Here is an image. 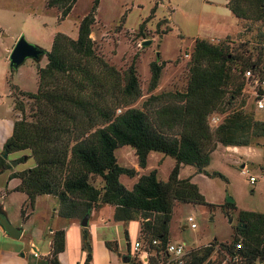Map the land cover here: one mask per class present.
<instances>
[{"label": "trees", "instance_id": "trees-1", "mask_svg": "<svg viewBox=\"0 0 264 264\" xmlns=\"http://www.w3.org/2000/svg\"><path fill=\"white\" fill-rule=\"evenodd\" d=\"M77 2L46 0L45 7L58 10L64 20ZM99 2L94 0L79 22L76 39L61 33L53 37L50 51L45 52L47 64L36 67L37 91L14 92V110L21 117L14 121L12 135L4 144L0 174L11 169L6 162L9 155L29 151L27 159H32L34 166L9 177L20 180L14 192L27 197L20 212L22 219L41 196L57 199L60 218L80 223L101 206H109L113 221L140 222V254L122 264H173L166 247L171 243L169 225L175 205L213 208L190 178L179 177L181 167L203 171L218 146L249 148L264 139V122L235 108L239 100L240 106L244 105L241 98L249 85L264 81V0L226 3L242 24H259L255 54L244 48L231 49L226 42L214 45L196 39L189 54L185 88L153 93L165 66L153 62L149 66V96L141 108L133 107L143 96L135 63L120 73L97 54L91 34ZM139 29L141 32L143 25ZM14 70L10 68V74ZM247 71L251 72L249 79L245 78ZM255 91L261 95V90ZM25 99L32 101L28 115ZM212 116L223 117L215 129L209 123ZM123 147L133 150L141 170L147 168L150 154L171 158L174 167L167 181L158 179L157 170L140 175L133 167L119 165L116 151ZM121 177L137 178V182L128 190L120 183ZM210 177L226 181L217 173ZM222 208L225 213L237 211L238 225L231 241L187 250L183 264H234L233 258L251 262L264 252V212L238 211L232 200ZM86 235L84 228V239ZM105 245L116 253V241ZM64 250L65 233L55 231L47 263L61 264L59 256ZM142 254L146 263L140 259ZM89 261L90 256L85 264Z\"/></svg>", "mask_w": 264, "mask_h": 264}, {"label": "rangeland", "instance_id": "rangeland-1", "mask_svg": "<svg viewBox=\"0 0 264 264\" xmlns=\"http://www.w3.org/2000/svg\"><path fill=\"white\" fill-rule=\"evenodd\" d=\"M93 1L78 0L70 14L64 20H60L58 10L46 9V0H0V65L5 59V48H12L7 55L9 60L13 48L21 38L30 44H38L44 51H50L53 37L58 33L76 39L78 24L89 13ZM209 1L216 4L209 5ZM223 1L100 0L91 38L95 43L97 54L120 73H124L132 62L135 63L143 96L133 107L141 108L142 103L149 96V66L153 62L165 63L159 87L153 93L185 88L189 59L184 56L191 53L198 36L207 37L208 39L205 40L214 45L226 42L231 49L244 48L252 54L256 53L259 48V37L256 35L259 24L240 22V32L235 36L222 39L215 37L219 34L216 25L225 19L221 6ZM141 25L143 29L140 32ZM169 30L171 31L167 33ZM261 32L264 47V26ZM163 33L167 34L162 35ZM145 42L150 43L145 45ZM31 61L27 59L21 66V71H25L26 67L31 65ZM6 65L9 67L8 61ZM255 90L261 89L257 87ZM261 95H264L263 91ZM18 98L24 99L22 96ZM241 99L244 100V105L240 106L239 100L235 108L251 113L255 120L264 122V109H257V98L252 85L247 87ZM25 104L28 115L32 101L25 99ZM213 117L215 116L209 120L211 129H215L223 118L216 116L219 118L216 124L212 122ZM217 149L205 171L207 176L220 174L226 181L220 177L196 179L201 194L208 204L213 205V208L179 203L173 208L169 241L172 244L185 245L186 250L204 247L214 241L217 243L231 241L233 229L238 225V221L237 211L225 213L222 208L228 200L235 202L238 211L264 212V139H258L255 147L243 148L239 152L233 150L225 152L224 147L221 146ZM29 153V151L17 152L8 159L10 161L25 159ZM161 157L159 154H152L144 173L149 174L152 170H157L158 179L166 182L174 161L166 157L159 165L158 161ZM116 158L121 166H137L135 154L130 147L118 149ZM25 162L27 166H32L34 163L32 159H27ZM244 169H247V176L242 174ZM192 171V168L184 167L181 177L192 176ZM250 177H254L256 182L251 184ZM136 182V178H120V183L128 190H131ZM6 208L12 221L19 217L14 198ZM190 217L193 218L195 229L190 228L188 222ZM33 221L38 225V217L32 218L25 227L26 230L34 226ZM125 228L129 229L128 240L131 243L139 235V226L136 222L113 223L111 235L119 245L126 242V237L122 233V229ZM89 233L88 239L91 237V232ZM76 241L71 235L69 244L72 252H77L79 249Z\"/></svg>", "mask_w": 264, "mask_h": 264}, {"label": "crops", "instance_id": "crops-1", "mask_svg": "<svg viewBox=\"0 0 264 264\" xmlns=\"http://www.w3.org/2000/svg\"><path fill=\"white\" fill-rule=\"evenodd\" d=\"M208 3L209 5L216 4L212 1ZM226 3L227 0H224L221 4L224 13L223 18L225 19H223L222 22H218L216 25L219 34L215 37L219 39L235 36L240 32V21L226 8ZM228 23L232 24V26ZM196 39L208 38L198 36ZM32 44L39 47L38 44ZM11 49V47L5 48V59L3 60V64L0 65V157H2L4 144L12 135L14 121L19 118L20 115L14 110V92L35 93L38 88L36 67L39 66L43 68L47 64L45 52L48 51H44L40 48L44 53L40 56L39 60H32L31 65L26 67L25 71H21V65L10 74V66L7 67L6 62H9L7 55ZM219 147L220 146H218V149ZM224 149L225 152H228V150L239 152L240 149L243 148L228 147ZM131 151L133 152L132 149ZM9 156L6 158V162L11 165V169L0 174V217L4 216L12 226L21 231V234L18 239H13L0 226V264H48L46 257L50 252L52 235L58 230H63L65 233V250L59 256L61 264H85L88 256H90L89 264H122L128 258L133 257L131 247L132 244L138 241L140 236V222L131 221L136 222L139 226V235L137 239L131 243L128 240L129 229L125 228L122 229V233L126 237V242L123 245H119L118 241L112 238V224L125 222L113 221V208L109 206H101L89 216L88 225L85 228L87 230L85 239L83 236L84 228L81 227L78 220H66L58 216V201L51 196L36 198L33 209L28 210L25 218L22 219L20 212L22 206L27 201V197L23 193L14 192V189L19 186L20 180L16 178L10 180L9 177L11 174L20 173L32 168L34 163L32 166H27L28 164L25 160H27L28 155L23 162H16V160L10 161L8 159ZM151 156L152 154H150L148 162ZM164 158L166 157L162 156L159 159V165ZM132 167L135 168L140 175L146 174L144 171L147 168L141 170L137 166ZM184 167L192 168L193 175L185 178H190L197 186L196 179L210 177L206 174V168L203 171H199L192 166H182L179 173L181 179H184L181 177V172ZM12 198L17 202V210L19 211V217L13 221L6 208V205ZM105 207H108V209H105ZM35 216L39 219L38 225L36 221H33L32 224L34 223V226H32L30 230H26L25 227L29 225L32 218ZM89 231L91 232V237L88 239L90 234ZM71 235L77 240L76 243L79 245V254H77L78 251L72 252L70 249L69 239ZM114 241L118 244L116 253L108 250L105 245L106 242Z\"/></svg>", "mask_w": 264, "mask_h": 264}, {"label": "built area", "instance_id": "built-area-1", "mask_svg": "<svg viewBox=\"0 0 264 264\" xmlns=\"http://www.w3.org/2000/svg\"><path fill=\"white\" fill-rule=\"evenodd\" d=\"M184 57L187 58V59H189L190 58V55L187 54ZM250 77H251V72L250 71H247L245 73V78L246 79H249ZM253 85H254L253 86L254 94H255V96L257 98V100H256V107L259 110L264 109V95H259L255 91V89L257 87H259L264 92V81H262V82L254 81L253 82ZM212 122L217 124V122H219V118H217L216 116L213 117L212 118ZM242 174L247 176V169L242 170ZM249 182L251 184L255 183L256 182L255 181V178L254 177H250L249 178ZM188 222L190 223V228L191 229H195L196 228L195 224L193 223V218L190 217L188 219ZM153 244L155 245L156 244V241H154ZM140 249H141L140 243L139 242H135L132 245V247H131V253H132V255L133 256L139 255L140 254ZM166 252L169 255V257H170L171 261L173 262V264H183V259H184L185 255H186L187 250L185 248V245H179V244L169 243V244H167ZM140 259L144 263L147 262V258L145 256V254L140 255ZM231 262L234 263V264H264V252L261 254L260 257H257L256 259H254L251 262H240V261L237 260V258H235V259L233 258Z\"/></svg>", "mask_w": 264, "mask_h": 264}, {"label": "water", "instance_id": "water-1", "mask_svg": "<svg viewBox=\"0 0 264 264\" xmlns=\"http://www.w3.org/2000/svg\"><path fill=\"white\" fill-rule=\"evenodd\" d=\"M149 43L150 42H145L144 44L148 45ZM43 53L44 52L39 47L32 45L24 38H21L11 52L9 57V66L10 68L18 69L27 59L34 61L39 60ZM88 219V215L84 217L80 223L81 227H87ZM0 226L11 238L18 239L20 237L21 231L18 228L12 226L4 216L0 217Z\"/></svg>", "mask_w": 264, "mask_h": 264}]
</instances>
